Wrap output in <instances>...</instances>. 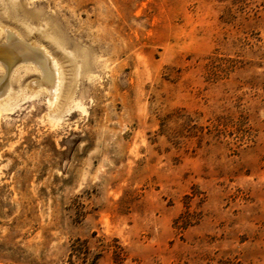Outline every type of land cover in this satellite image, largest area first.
<instances>
[{
  "label": "rangeland",
  "instance_id": "obj_1",
  "mask_svg": "<svg viewBox=\"0 0 264 264\" xmlns=\"http://www.w3.org/2000/svg\"><path fill=\"white\" fill-rule=\"evenodd\" d=\"M0 18L62 75L49 110L31 61L0 67V264H264V0H0Z\"/></svg>",
  "mask_w": 264,
  "mask_h": 264
},
{
  "label": "bare ground",
  "instance_id": "obj_2",
  "mask_svg": "<svg viewBox=\"0 0 264 264\" xmlns=\"http://www.w3.org/2000/svg\"><path fill=\"white\" fill-rule=\"evenodd\" d=\"M0 32V67L8 74L17 62L24 61L23 59L31 61L32 64L27 65H33L39 71L40 77L30 82V88L34 90L35 94L46 92L49 110L56 108L62 87V75L56 56L52 55L53 53L46 44L38 39L28 37L12 25L3 23L1 18ZM15 67H18V65H15ZM15 67L14 70L17 69ZM8 80L5 76L0 78L1 101L9 95L11 90V79L7 82ZM4 94H6L5 97H1ZM2 103L1 110L11 109L7 102Z\"/></svg>",
  "mask_w": 264,
  "mask_h": 264
}]
</instances>
